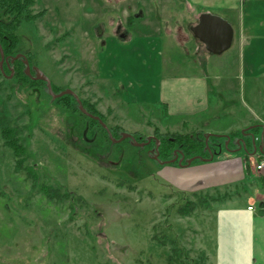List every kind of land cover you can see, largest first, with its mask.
<instances>
[{
  "label": "rangeland",
  "instance_id": "rangeland-1",
  "mask_svg": "<svg viewBox=\"0 0 264 264\" xmlns=\"http://www.w3.org/2000/svg\"><path fill=\"white\" fill-rule=\"evenodd\" d=\"M222 1L233 2L35 0L29 12L40 15L21 20L16 54L29 52L30 66L49 78L53 92L73 91L112 137L79 110L71 94L61 102L44 81L32 79L36 85H31L28 76L23 81L8 77L2 65L0 120L16 128L25 148L17 170V157L0 134V253L6 259L11 254L28 257L30 264L38 259L43 264H207L199 249L203 232L195 228L192 215L178 212L190 203L203 214L204 192L182 193L176 185L204 187L211 177H219V161L206 157L224 155L235 144L216 136L217 129L238 130L254 120L252 110L264 107V96L256 106L246 98L228 108L222 104L216 115L200 114L184 126L178 116H164L154 101L161 77L203 69L193 46L197 42L205 52L204 46L189 28L202 12L224 18L233 28L230 48L204 56L209 72L216 62L230 69L241 62L239 16L264 31V0H249L244 7L238 0L234 8ZM123 30L127 38L118 37ZM256 38L261 52L255 58L264 65V36ZM155 129L203 139L206 152L192 156L189 164L160 163L154 158ZM126 133L137 142L150 140L138 146ZM253 161L248 160L249 166ZM253 177L238 186L203 191L219 198L228 192L233 203L245 206L256 201L251 191L245 195L253 189L252 182L247 184ZM44 187L50 195L39 191ZM33 189L37 192L31 195ZM220 202H214L215 209L233 205ZM24 261L14 264H28Z\"/></svg>",
  "mask_w": 264,
  "mask_h": 264
},
{
  "label": "crops",
  "instance_id": "crops-1",
  "mask_svg": "<svg viewBox=\"0 0 264 264\" xmlns=\"http://www.w3.org/2000/svg\"><path fill=\"white\" fill-rule=\"evenodd\" d=\"M236 1L238 2V0L227 3L222 1L221 4L223 6L228 4L230 8H234L237 7ZM246 3H250V1L242 0V7ZM241 17L244 16L242 15ZM241 17L239 16L238 20L242 29L238 41L239 49L242 51L241 62L238 63L235 69H230L229 65L222 62H216L215 65L209 68V72L206 69L204 56L212 54L208 53L205 48V52L199 47L197 48L198 43L195 42L193 50L200 58L198 65L202 66L203 69L189 74L163 76L159 80L157 99L154 104L162 108L161 113L164 116H178V122L184 126L189 122H193L194 118H197L200 114H205L208 117L216 115L222 104H226L228 108L227 104L232 102L237 104V101L245 102V98L251 102H256L255 106L257 102H261L260 100L264 96V86L261 82V79H264V65L257 62L258 60L255 58L256 55L260 54L261 48L254 40L256 36H264V31L258 32L254 21L247 24L244 18ZM262 26L264 28V25ZM178 40L181 39L179 38ZM185 40L183 39V41ZM262 48H264V45ZM246 56H248V62L246 61ZM223 95L224 99L220 100ZM259 96L261 99H259ZM263 108L257 107L252 110L254 120L242 123L240 129L229 131L230 127H225L217 129V133H215L218 134L216 136L219 138L226 139V136L229 137L231 133L238 134L239 132L241 135L242 130L257 127L247 131V133H252L255 137V145L257 146L255 153L251 154L253 151L252 146L248 153L242 148H238L236 144L238 135L229 137V142L234 141L235 145L226 154L216 157L211 154L206 157L208 159L212 156L210 159L219 161L216 163L220 171L219 177H211L209 183L204 187L200 185V187L195 188L186 187L185 183L182 182L176 185L177 189L175 190L182 193L190 194L195 191L206 193L209 192L203 191L206 188L211 187L219 191L218 186H238L237 182L244 180L247 176L252 178V175H254L253 179L247 182V184L253 183V189H246L245 195L251 191L254 200L258 204L253 199L248 200L251 204L246 203L245 206L241 202L233 203L232 201L235 199H231L229 195L222 202L229 201L233 204L231 206L215 209L213 203L210 208H203L204 213L201 215L196 209L189 214L193 217L195 228L203 232L204 241L199 249L204 252L207 264H264V181L261 179L264 171H254L253 164L248 170L246 169V162L251 159L255 161L257 159L255 157L259 155L258 147L260 146V138L264 130ZM188 185L191 184L189 183ZM249 205L252 206L251 210L247 209ZM196 216H203V221L198 220ZM201 222H209L211 225L203 227ZM16 246L17 244L12 247L15 248ZM2 247L11 248L10 245H2ZM10 257L12 258L6 259L0 253V264H14L20 258L25 260L24 263L28 262L30 264L28 257L11 254ZM37 261H32V264H43L40 259Z\"/></svg>",
  "mask_w": 264,
  "mask_h": 264
},
{
  "label": "trees",
  "instance_id": "trees-1",
  "mask_svg": "<svg viewBox=\"0 0 264 264\" xmlns=\"http://www.w3.org/2000/svg\"><path fill=\"white\" fill-rule=\"evenodd\" d=\"M35 0H0V44L2 46L4 56L12 57L16 54V48L19 45V38L17 35V29L20 26L21 20L32 21L35 18H38L40 13L31 14L29 12V8L34 4ZM26 59L31 62L30 53H25ZM4 65V70L7 73H11L13 71V78L23 81L26 79V74L24 72V63L22 59H15L10 66ZM3 73V72H2ZM4 74V73H3ZM29 77V76H28ZM30 78V77H29ZM30 84L36 85V81L30 78ZM41 81V80H40ZM68 95H64L59 97L58 99L62 102L64 101ZM86 108H89L91 112V108L89 105L84 104ZM94 111H92L93 113ZM94 114V113H93ZM257 127H251L249 129H245L244 131H251L252 129ZM155 132L158 135L154 136V142L158 141L157 152L158 158L162 161L169 160L173 156L174 150L178 149L181 155L183 156V162H186V159L191 158L195 154L205 153V143L203 139L195 138L191 134H183V133H167L163 135L162 133H158L157 129ZM111 133V132H110ZM113 133V131H112ZM115 133V132H114ZM0 134L3 139L4 145L11 148L17 157L15 167L17 170L22 168L23 160L20 158L25 152L24 145L19 143L18 137L16 136V128L11 125L6 124L4 121L0 120ZM134 135L136 132L133 133ZM236 136V133H231L230 137ZM264 143V133L262 136ZM264 147V145H263ZM249 164L246 162V169H249ZM30 173L28 172V175ZM30 177L31 176L29 175ZM261 179L264 181V175L261 176ZM34 186H35V180ZM39 191L44 192L47 195L49 191L44 187ZM37 192L35 189L31 191V195ZM227 195V196H225ZM229 193H224L222 198H219L213 194H209L208 192L204 193L203 198L207 200V203H203L200 206L203 208H210L214 202L223 201L227 197H229ZM52 197V196H51ZM207 197V199H206ZM210 199V203L209 200ZM204 200V201H205ZM186 209H178V212L181 216L189 215L195 208L194 204L186 203ZM170 257L168 256L167 261L170 262ZM170 264V263H169Z\"/></svg>",
  "mask_w": 264,
  "mask_h": 264
},
{
  "label": "water",
  "instance_id": "water-1",
  "mask_svg": "<svg viewBox=\"0 0 264 264\" xmlns=\"http://www.w3.org/2000/svg\"><path fill=\"white\" fill-rule=\"evenodd\" d=\"M191 31L193 32L194 37L197 38L204 45L206 51L210 54H221L222 52L227 50L232 44L233 28H232L231 24L227 20H225L224 18H221V17H219L215 14H212L210 12L202 13L199 16L198 23L191 27ZM20 57L23 58V62L25 64V74L26 75H28L29 77H31L33 79L43 80L46 83L47 89L53 98L60 97L64 94H71L75 98V100L78 104L79 110L81 112H83L84 114H86L88 117L97 120L101 124V126L103 128H105L108 135L110 137H112L108 127H106V125L101 121V119L98 116L92 115L83 107L80 99L77 97V95L73 91L67 89V90H64V91H61L58 93H54L52 90V86H51V82H50L49 78L46 77L42 73V71L36 67H34L35 75H31L28 61L26 58H24L23 54L18 53L15 56H12L10 58V62H12V61H14V59H17ZM4 62L8 65L9 64V58L4 56V52H3L2 46L0 44V69L1 70H2V65ZM12 73L13 72L11 71V74L8 77H11ZM241 132H242L243 137H238L236 139V144L238 145V148H242L246 153H248L246 140L244 139L245 137H248V138H250V144L253 147V151L251 154L255 153L257 151V146L255 145L254 135L252 133H247L244 130H242ZM263 133H264V130H263V132L261 134V138H260L261 142H260V146L258 147L259 152L264 151V149H263L264 143H263V139H262ZM124 136L130 138L138 146H142L150 140V138H148L147 142H137L136 139L130 133H126V134H124ZM226 139L228 141L230 140V138L228 136H226ZM155 145L157 148L158 141H155ZM211 157L212 156H210V158ZM154 158L156 160H158L157 155H155ZM193 159H194L193 157L187 159L186 164H189ZM176 160L178 161L179 164H181L183 157L177 159V153H176V155L173 158H171L169 160L162 161L161 163L174 162Z\"/></svg>",
  "mask_w": 264,
  "mask_h": 264
},
{
  "label": "flooded vegetation",
  "instance_id": "flooded-vegetation-1",
  "mask_svg": "<svg viewBox=\"0 0 264 264\" xmlns=\"http://www.w3.org/2000/svg\"><path fill=\"white\" fill-rule=\"evenodd\" d=\"M203 13V12H202ZM201 13V14H202ZM200 14V15H201ZM199 15V16H200ZM199 21V20H198ZM192 27V26H191ZM191 27H189L190 28V31H191ZM191 33H192V35H193V32L191 31ZM117 35H118V37L119 38H121V37H124V38H127V33H126V31L125 30H123V31H120V32H117ZM193 37H194V35H193ZM195 38V37H194ZM195 39H197V38H195ZM198 40V39H197ZM204 46V45H203ZM205 48V47H204ZM18 54V53H17ZM21 54V53H20ZM16 55V54H15ZM14 55V56H15ZM23 56H24V58H26L25 57V54H23ZM9 58V57H8ZM11 58V57H10ZM10 58H9V64L7 65L5 62L3 63V64H5V65H7V66H10V63H12V62H10ZM18 59V58H17ZM20 59H22V61H23V58L22 57H20ZM15 60V59H14ZM28 61V60H27ZM24 63V62H23ZM28 64H29V67H30V73H31V75H33L32 74V70H34V67L33 66H30V62L28 61ZM1 70V69H0ZM2 71V70H1ZM12 71V70H11ZM13 72V71H12ZM24 72H25V64H24ZM34 72H35V70H34ZM11 74V73H10ZM9 74V75H10ZM13 74V73H12ZM28 76V75H27ZM31 78V77H30ZM33 79V78H32ZM36 80H38V79H36ZM41 81H43V80H41ZM52 86V85H51ZM65 95V94H64ZM63 96V95H62ZM61 97V96H60ZM92 114V113H91ZM92 115H94V114H92ZM94 116H96V115H94ZM107 132V131H106ZM238 137H243L242 136V134L241 135H239ZM245 140H246V145H247V149L249 150V149H251V144H250V140H249V138H247L246 139V137H245ZM205 143V142H204ZM177 153V159H178V157L179 158H181V157H183L182 155H181V153L179 152V150L178 149H176V150H174V152H173V156L171 157V158H173L175 155H176V153ZM170 158V159H171ZM158 162H162V160H160L159 158H158V160H157ZM177 161V160H176ZM183 162V161H182Z\"/></svg>",
  "mask_w": 264,
  "mask_h": 264
},
{
  "label": "built area",
  "instance_id": "built-area-1",
  "mask_svg": "<svg viewBox=\"0 0 264 264\" xmlns=\"http://www.w3.org/2000/svg\"><path fill=\"white\" fill-rule=\"evenodd\" d=\"M253 169L256 172L264 171V151L260 152L257 159L254 161ZM248 210L252 209V206L247 207Z\"/></svg>",
  "mask_w": 264,
  "mask_h": 264
}]
</instances>
